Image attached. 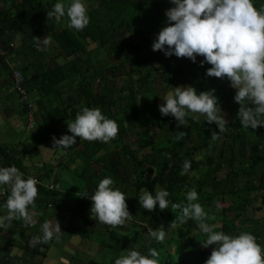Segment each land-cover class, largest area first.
Masks as SVG:
<instances>
[{
    "label": "trees",
    "instance_id": "trees-1",
    "mask_svg": "<svg viewBox=\"0 0 264 264\" xmlns=\"http://www.w3.org/2000/svg\"><path fill=\"white\" fill-rule=\"evenodd\" d=\"M124 1L93 0L98 6L87 9L90 23L84 30L76 31L63 26L54 34L60 53L63 56L74 55L73 62L34 71L29 76H26L23 68L17 69L24 78L23 84H34L42 92V97L52 102L53 115L58 119L65 115L64 117H72L74 120L83 107H89L100 108L107 118L118 123L119 133L110 142L82 140L83 155L99 164L89 165V171L85 167L82 169L84 172L88 171L89 184L93 185L90 181L95 175L100 180L111 177L115 182L112 187L126 195L127 209L132 219L120 226L122 231L139 226L145 231L152 228L166 232L169 225H174V237H166L163 243L151 238L141 248H134L140 235L138 230H133L131 234H121L122 241L118 246L124 251L135 249L147 255L149 248H155L159 253V264H204L215 245L204 247L202 242L205 239L196 221L189 219L181 224L178 220L180 210L171 209V203L186 204V193L192 189L197 191L199 197L195 202L200 203L206 212L215 217L209 223L216 225L219 222L214 230L230 235L251 233L264 248L261 234L264 228L252 226L253 220L248 216L249 209H260V205L253 206L256 200L259 199V203L264 205V125L256 129L251 126L243 127L237 116L239 104L233 103L231 93L215 94L224 119L228 121L227 132L221 134L220 139L215 142L211 139V133L218 132L219 129L215 122L209 124L205 116L201 115L196 120L189 116L186 127L178 125L170 114L161 115L159 106L164 103L163 92L167 87L186 83L198 93L211 89L209 83L212 82L207 81L206 76L207 63L200 64L203 60L201 56H197L193 62L174 54L166 57L164 52L152 50L151 45L155 39L151 40L149 34L164 22L152 18L150 9L142 4L156 3L161 7L162 0H142L137 9L134 5L121 4ZM10 2V6L0 8L1 43L7 49L9 43L13 42V35L20 34L22 45L35 47L36 42L29 36L34 30V21L39 17L40 7L46 4L53 8L59 1ZM253 3L257 9L261 8L257 1ZM147 21L149 26L145 27ZM129 31L130 36H125V32ZM86 38L109 49L104 64L101 60L98 61V69H92V64H89L85 71H81L85 60L95 57L93 51H88L85 58L82 57L81 53L86 50L83 40ZM113 57L119 61L115 66L109 64ZM160 57L166 58L164 69L151 64L153 59ZM126 64H129L128 69ZM117 75L125 77L126 82L117 84ZM96 78L99 86L93 85ZM68 79L70 80L65 84L68 83L69 94L65 103L60 100L58 86ZM159 82L164 87L157 91L155 87ZM146 95L151 99L145 100ZM22 110L24 114L23 106ZM61 111H64L63 115ZM178 131H183L185 135L177 141L175 137ZM199 152H206L204 161L194 157ZM0 153H4L1 148ZM165 154H170V159ZM186 160L191 162V168L181 175L182 164ZM202 164L207 167L204 171L200 170ZM221 170L225 171V175H219ZM191 171H195L197 176L190 175ZM219 185L223 187L220 191ZM145 189L153 195L158 189L167 190L170 193L167 197L170 201L169 208L161 211L158 204L152 212L142 208L139 196ZM226 192L230 194V204L218 212L214 211V205ZM50 193L49 190L46 191L47 196ZM250 193L255 195L250 196ZM90 207L89 198H78L74 212L85 216ZM110 235H115L117 239L119 236L114 230H110ZM170 241L174 244L172 250L165 245ZM121 252L117 258L121 256Z\"/></svg>",
    "mask_w": 264,
    "mask_h": 264
},
{
    "label": "clouds",
    "instance_id": "clouds-1",
    "mask_svg": "<svg viewBox=\"0 0 264 264\" xmlns=\"http://www.w3.org/2000/svg\"><path fill=\"white\" fill-rule=\"evenodd\" d=\"M173 7L166 10L167 21L152 43L153 51H162L166 57L189 58L193 62L197 56L203 57L200 64L211 65L206 75L227 79L236 89L234 101L239 104L237 116L243 127L256 129L264 125V6L257 9L253 0H171ZM67 15L68 27L76 31L84 30L90 23L88 10L83 0H71L69 4L57 2L47 13L49 19L58 23ZM130 34V33H128ZM38 50H45L52 42L50 36L42 40L35 37ZM41 45L43 47H41ZM167 46V47H166ZM214 89L197 92L192 86H177L168 93L159 106L161 115H172L178 125L187 127L188 117L196 120L205 116L211 124L215 122L219 131L211 133L213 142L227 132L228 121L218 105ZM72 135L53 136L54 148L69 149L75 138L88 142H110L119 133L118 123L107 118L100 108L83 107L74 121L67 123ZM178 131L175 139L184 137ZM170 159V154H165ZM191 168L190 161H184L181 175ZM23 173L15 166L0 167V195L7 194L4 207L6 215H0V229L11 228L12 222L23 221L25 226L34 227L37 220L29 212L38 197V181L34 177L23 178ZM114 180L105 177L99 181L91 196V214L101 224L116 228L132 219L127 209L126 195L114 189ZM59 189V185H49ZM170 193L158 189L153 195L145 189L139 196L140 206L150 212L157 204L161 211L168 209ZM198 193L192 189L186 193L187 203H171V209L180 210L178 220L181 224L189 219L195 220L199 230L206 235L204 247L215 245L204 264H264V248L257 243L256 237L248 232L238 235L216 231L215 224L209 223L215 217L195 202ZM42 236H33L31 247L47 244L59 238L62 231L55 219L45 221L41 226ZM148 234L158 243H163L166 232L163 229H148ZM159 253L149 248L143 255L131 249L126 255L114 260V264H159Z\"/></svg>",
    "mask_w": 264,
    "mask_h": 264
},
{
    "label": "crops",
    "instance_id": "crops-1",
    "mask_svg": "<svg viewBox=\"0 0 264 264\" xmlns=\"http://www.w3.org/2000/svg\"><path fill=\"white\" fill-rule=\"evenodd\" d=\"M10 1L0 0V8L10 6ZM18 1L15 0V2ZM47 1L51 2V0ZM140 1L142 0H125L124 4L134 5L137 9ZM162 1L163 5L161 7L156 3L142 4H146L145 6L150 9L149 13L152 18L164 22L163 25H160L159 28L149 34L151 40L156 39L158 32L166 23H169L165 12L174 6L168 0ZM83 2L87 9L90 6H98L97 2L94 3L93 0H83ZM52 9L46 4L40 7L39 17L34 21V30L29 36L35 42V37L42 40L45 36H50L52 42L45 50H38L36 43L35 47L32 48L28 45H22L20 34H17L13 35L12 38L15 48L7 51L5 58L0 56V148L4 152L0 153V167L15 166L24 174V179L30 176L34 177L38 181L39 193L35 205L29 206V212L37 220L34 227L25 226L22 220H14L11 228L7 230L0 229V264H113L109 256L104 254V250L107 248H109V255L113 252L111 251L112 244L110 242L105 243L100 239V236L101 238L109 236V239L120 244L122 241L120 235L126 234V232L123 231L122 233L120 226L116 228L103 227L91 214V207L87 209L85 216L77 215L74 212L78 198L86 197L91 200V193L96 190L100 178L97 175L92 176L90 182L93 185H90L88 166L99 164L90 161L86 155H83V152H81L83 143L79 137L75 138V144L67 150L54 148L53 136L60 139L62 135H72L68 131L67 123L74 120L72 117H64V111H61L63 119L54 116L52 102L48 101L46 97H42V92L36 89L34 84L32 86L27 84L26 88L35 101L36 124L31 131H26L25 115L11 82V67L23 68L26 76H29L34 71L51 68L57 64L68 65L73 62L74 55L63 56L54 40L55 32L63 26H68V17L65 15L57 23L54 18L49 19L47 16V13ZM144 26H149L148 21L145 22ZM128 33L130 31L125 32V36H130ZM83 41L86 50L81 53L82 57L85 58L88 51H93L94 56H99L100 50L97 42H91L88 38ZM41 47L43 46L41 45ZM201 58L203 59V57ZM104 59V56L100 59L102 64H104ZM165 60L164 57L162 69L166 67ZM117 62L119 61L114 57L109 60V64L113 66ZM91 63L85 60L80 70L85 71ZM209 67L211 65L207 63L206 70ZM119 77L116 76V81L120 85ZM69 80H64L58 86L61 93V102L66 103L69 89L67 87L68 83L67 85L65 83ZM209 80L212 81L209 87L215 90L214 94H224L229 91L226 87H223L226 83L230 84L226 78L222 80L207 76V81ZM93 85L99 86L97 78ZM162 86L164 87L163 83ZM179 86L184 87L187 84L184 83V86ZM172 88L174 90V87ZM82 102L83 99L81 98L80 103ZM57 111L59 112V110ZM84 167L88 168V171H82ZM70 173L76 176L77 181ZM48 185H59V189L50 188ZM80 185L81 187L77 188ZM47 190L51 192L49 196L46 194ZM6 199L7 194L0 204V215L7 214L4 207ZM74 216H78V218L75 217L76 221L72 222ZM55 219L59 222L62 231L60 237L58 239L53 238L46 245L39 244L36 247H31L29 245L31 238L43 235L41 231L42 224L47 220L54 222ZM110 230L118 232V239L115 238V235L111 237Z\"/></svg>",
    "mask_w": 264,
    "mask_h": 264
},
{
    "label": "rangeland",
    "instance_id": "rangeland-1",
    "mask_svg": "<svg viewBox=\"0 0 264 264\" xmlns=\"http://www.w3.org/2000/svg\"><path fill=\"white\" fill-rule=\"evenodd\" d=\"M58 1L61 2V3H64V4H68L69 2H71V0H58ZM255 1L258 2L259 7H261L263 5V0H253V2H255ZM121 4H124V2H121ZM46 6H48V5H46ZM98 49L100 50L99 56L97 55L94 58L91 57V59L88 60L89 62H92L91 63L92 64L91 65V68L92 69H98V67H99L98 66V63L99 62L98 61H100V59H101L102 56H104V58L106 57V54H107V51H108L109 48L99 46ZM163 62H164V57H160L159 59H157V58L153 59L152 62H151V64L154 67H157L158 66L159 69H162L163 68V65H162ZM128 66H129V64H126V69H128ZM13 70H17V68L11 67L10 72L12 73ZM124 78L125 77H123V76L122 77H119V83L124 84L126 82V80ZM11 82H12V78H11ZM227 82H229V81H227ZM211 84L212 83H209V86H211ZM182 86H184V84ZM161 87H162V83L159 82V83H157V87H155V88H156L157 91H159V89ZM223 87L224 88L226 87V89L229 90V91H226V93L227 92H230L232 94V96H233L232 101H233V103H235V101H234V95H235L236 89L232 88L231 85L230 84H227V83L224 84ZM152 89H153V87H152ZM172 91H173L172 86H169L167 90H164L163 95H167L168 93H170ZM142 99H143V97H142ZM144 99L145 100H150L151 97L149 95H146V96H144ZM34 112H35V104H34ZM188 142H190V140ZM207 154H209V152ZM205 155H206V152H199V153L194 154V157L196 159H198V160H203L204 161L205 160ZM206 168L207 167H205V165L202 164L200 170H203L204 171V169H206ZM219 172H220L219 173L220 176L225 175V171L224 170H221ZM70 175L72 177H74L75 181H77V178H76V176L74 174L70 173ZM190 175H192V176L195 177V176H197V173L195 171H191ZM80 187H81V185L78 186L77 188H80ZM222 189H223L222 185H219L218 191H220ZM254 195H255V193H250V196H254ZM223 196H222L221 200H218L216 202V204L214 205V207H213L214 211L218 212L219 210H221L222 207H225V206H227V205L230 204V201H229L230 194L228 192H226ZM254 205H260L261 207H260L259 210H256L255 209V211L249 209V213H248L249 215L248 216L251 217L252 220H253V222H252L253 225L252 226L256 227L258 225V228L259 227L260 228H264V205H261L259 203V199L254 202L253 206ZM75 217L78 218V216H74V218L72 219V222L76 221L75 220L76 219ZM216 225H219V222H217ZM173 226L174 225H169V227L166 229V237H168V238H170L172 236L174 237V234H173V231H172ZM133 230H138V232L140 233L139 239H138L137 243L135 244L134 248H141L143 245H146L147 244V242H148L149 239H151V237L148 234V229L145 231V230H143L139 226H133L132 228H129V229L125 230V232H126V234L127 233L131 234L133 232ZM122 233H123V231H122ZM261 234L263 236L262 238L264 239V231H262ZM202 237L204 239H206V235L204 233L202 234ZM100 239H102L105 243L106 242H110L112 244L111 245V247H112L111 248V251H113V252L110 253V255H109V253H108L109 252V248H107L106 250H104V254H106L107 256H109V259L111 260V262L113 264H114V260L118 256L119 252L122 251L120 253L121 256L127 254V249L124 251L122 248H120L118 246V243L116 241H113L112 239H109V236L108 237L105 236L104 238L103 237L101 238V236H100ZM165 245L167 246V248H169L171 250H172V248L174 246L173 241H170V243L165 244ZM182 245L185 246L184 242H182Z\"/></svg>",
    "mask_w": 264,
    "mask_h": 264
},
{
    "label": "built area",
    "instance_id": "built-area-1",
    "mask_svg": "<svg viewBox=\"0 0 264 264\" xmlns=\"http://www.w3.org/2000/svg\"><path fill=\"white\" fill-rule=\"evenodd\" d=\"M168 1L169 3H171V0ZM14 48L15 45L12 42L9 43L8 48L6 49L0 41V56L5 58L7 51L13 50ZM11 78H12V86L18 95L19 103L25 108L24 115L26 121V131H31L36 124L35 113H34V103H35L34 98L30 94L26 86L23 84L24 78L17 70L12 71ZM5 197L6 194L0 195V204L5 199Z\"/></svg>",
    "mask_w": 264,
    "mask_h": 264
},
{
    "label": "bare ground",
    "instance_id": "bare-ground-1",
    "mask_svg": "<svg viewBox=\"0 0 264 264\" xmlns=\"http://www.w3.org/2000/svg\"><path fill=\"white\" fill-rule=\"evenodd\" d=\"M56 28V27H55Z\"/></svg>",
    "mask_w": 264,
    "mask_h": 264
}]
</instances>
